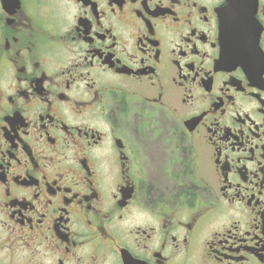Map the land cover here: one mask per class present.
<instances>
[{
	"label": "flooded vegetation",
	"instance_id": "1",
	"mask_svg": "<svg viewBox=\"0 0 264 264\" xmlns=\"http://www.w3.org/2000/svg\"><path fill=\"white\" fill-rule=\"evenodd\" d=\"M0 264H264V0H0Z\"/></svg>",
	"mask_w": 264,
	"mask_h": 264
},
{
	"label": "rangeland",
	"instance_id": "2",
	"mask_svg": "<svg viewBox=\"0 0 264 264\" xmlns=\"http://www.w3.org/2000/svg\"><path fill=\"white\" fill-rule=\"evenodd\" d=\"M0 236H2L1 233H0ZM1 255H2V252H1V250H0V257H1Z\"/></svg>",
	"mask_w": 264,
	"mask_h": 264
}]
</instances>
